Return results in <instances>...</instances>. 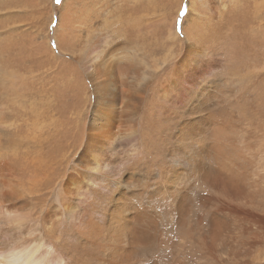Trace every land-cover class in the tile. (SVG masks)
<instances>
[{
  "label": "bare ground",
  "instance_id": "bare-ground-1",
  "mask_svg": "<svg viewBox=\"0 0 264 264\" xmlns=\"http://www.w3.org/2000/svg\"><path fill=\"white\" fill-rule=\"evenodd\" d=\"M141 1L113 0L103 14L76 3L91 23L68 35L60 20L49 30L53 6L48 30L35 10H0V37H13L0 42V264H217L220 212L253 207L256 190L233 171L243 157L225 140L227 77L253 76L238 73L245 61L221 66L234 15L222 17L223 0H202L203 15L187 0L178 33L184 0L171 13ZM89 15L109 16V32ZM163 236L180 245L169 262L161 254L176 245L162 252Z\"/></svg>",
  "mask_w": 264,
  "mask_h": 264
},
{
  "label": "rangeland",
  "instance_id": "rangeland-1",
  "mask_svg": "<svg viewBox=\"0 0 264 264\" xmlns=\"http://www.w3.org/2000/svg\"><path fill=\"white\" fill-rule=\"evenodd\" d=\"M112 1L113 0L108 1L109 3L107 4L109 5V7L113 3ZM156 1L159 9L166 6L170 13L175 9V3L173 1ZM195 1V8H197L196 11H200L199 13L201 14L202 10L199 8V6L202 5L203 2H201L202 0ZM223 1H225L224 4L226 8L224 9L223 7H219L222 13V17L230 19V16L234 15L233 17L235 18H233V21L227 24L229 25V28L232 29L233 34L237 33V36L232 35L226 39L221 38V53L219 54L220 59H222L221 66L223 67L224 72L228 74V70L233 65L234 68H237L238 62L241 61V63H243L245 61V64L247 63V68H239L240 71L237 68L238 73L240 75H244L248 71H251V75H253L251 78H246L245 80L240 82H238V78L233 75H229V77H227L228 82L226 87L231 91L233 96L230 101H227V103L224 105V108H229L226 111H228L229 113H233L232 115L235 118L231 119L228 117L225 120V128H227V130L229 129V131L231 132L233 131L235 136L233 137L234 139L225 140H227L229 143L232 142L235 150L240 154L241 157H243V160H235V169L233 171L239 174V180L241 182L243 181V184H247L248 186H251V189L256 190V198L253 201V207H248L247 205V208H240V210L238 209L237 213L235 214L233 209H231L233 211L232 216L236 215V217L238 218H232L224 209L222 210V212H220L219 216L225 218L226 221L220 224L223 228L220 231L221 246L218 252L219 259H217L216 262H218L217 264H264V35L263 33H260L261 29L262 31L264 30V9H261L257 6L258 2H260L261 0ZM42 2V5L46 6L44 11H41V6H39ZM42 2L41 0H7L5 4H2L3 6L0 5V10L10 8L14 10V16L17 15V18H21L23 16L22 19H25L31 13V11L35 10V16H37L38 13L40 15L42 14V26L44 25L42 28L46 30L49 15H51L50 7L53 6L56 8L57 16L53 17L54 20L51 21L49 30L53 29L60 20L62 23L61 34L65 35H68V33L72 34L74 32V27L76 25V22L79 23V18L82 20L81 23L83 25L91 23V20L86 19L84 16L78 17V15L76 14V3L77 5L82 6L83 4H85L87 6V3L90 2V0H63V4L62 0L60 4H57L56 0H42ZM92 2H94L96 7L99 8H96L98 12L100 11L99 13L103 14L104 12H108L107 10L110 9L109 7H102V5L105 3L104 0H92ZM145 2L146 0L141 1V9L144 10V12L150 13L151 9L146 6ZM186 3L187 0H184L182 9H180L182 12L180 13L181 16L176 21L177 26H175V30L178 33L182 28V15L184 14ZM23 7L26 10H23ZM260 10L262 12H260ZM23 12H25V14ZM23 14L26 16H24ZM89 17L92 19L97 18V21L99 23V25L97 26V30H105V27L107 26V23L105 24V21L108 22V20L111 19H106L107 17H109L107 15H105V17L89 15ZM212 21L209 24V28H211L210 25L213 24L216 20L214 19ZM0 22L1 34L6 31L8 23H4L3 21ZM29 22L30 25L33 24L31 20H29ZM9 24L12 25V23ZM188 24L190 26L191 23ZM106 30L108 31L104 32H109V29ZM12 38V36H7V34H5L0 37V42L10 41ZM58 40L59 42L63 43V40L60 37H58ZM36 41L38 42L37 39ZM138 43L139 44L130 43L128 45L142 46L140 42ZM66 57L69 58L67 55ZM236 97L238 98L237 102L234 101L236 100ZM238 102H240V104ZM237 115L241 116V119L239 121H237L236 119ZM193 190L195 191L196 188L193 187ZM211 214L209 211L206 216L207 221L204 224L203 229L210 228L209 219ZM163 223L167 225L165 221ZM241 226L246 230H244ZM254 233L259 234L260 239H250L251 236L254 235ZM160 239H162V243H160L159 249L162 252H165L166 250H168V248H170V243L174 242L173 245H176L174 247H171L174 248L175 253L170 248V251L168 252L170 254H161L164 258L162 260L169 262V260H171L169 258L172 254H176V252L178 253L181 251L180 245L178 244L179 241L177 242L176 238L174 239L175 241H172L173 238H171L170 240L168 238L166 239L164 236ZM182 250H184V252L187 254L186 248L184 249L183 247ZM182 257L183 256L180 255V257L178 256L177 259L180 260L182 264H188L183 263V261L186 262V260L182 261ZM208 262H210V260ZM189 264H194V262H189Z\"/></svg>",
  "mask_w": 264,
  "mask_h": 264
},
{
  "label": "snow or ice",
  "instance_id": "snow-or-ice-1",
  "mask_svg": "<svg viewBox=\"0 0 264 264\" xmlns=\"http://www.w3.org/2000/svg\"><path fill=\"white\" fill-rule=\"evenodd\" d=\"M56 3H57V4H60V3H61V0H56Z\"/></svg>",
  "mask_w": 264,
  "mask_h": 264
}]
</instances>
